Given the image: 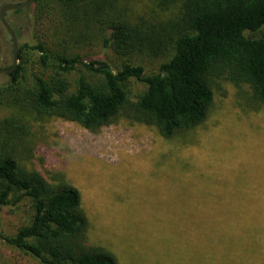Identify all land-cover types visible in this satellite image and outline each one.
Listing matches in <instances>:
<instances>
[{"label": "trees", "instance_id": "obj_1", "mask_svg": "<svg viewBox=\"0 0 264 264\" xmlns=\"http://www.w3.org/2000/svg\"><path fill=\"white\" fill-rule=\"evenodd\" d=\"M48 2L63 10L84 41L91 31L104 34L103 46L123 62L114 68L104 59L55 53L40 39L19 44L20 62L0 87V209L23 211L25 219L0 238L39 264H121L112 245L93 240L81 191L64 177L51 183L29 167L32 124L60 118L100 134L127 120L155 128L165 140L192 143L221 82L239 90L249 113L264 109V0H148L142 12L133 11L129 0L32 5ZM31 54L37 55L38 72L28 69ZM133 57L164 61L147 71ZM133 83L144 89L132 93ZM173 163L167 164L178 160ZM227 182L195 190V208L176 224L183 233L165 244L179 259L195 248V264H264V189L252 185L238 195L242 183L225 191ZM122 227L120 238L132 250L141 235L127 223ZM164 228L165 220L154 221L146 234L151 238Z\"/></svg>", "mask_w": 264, "mask_h": 264}, {"label": "rangeland", "instance_id": "obj_2", "mask_svg": "<svg viewBox=\"0 0 264 264\" xmlns=\"http://www.w3.org/2000/svg\"><path fill=\"white\" fill-rule=\"evenodd\" d=\"M22 1L0 0V6ZM147 3L148 0H129L135 12H142ZM65 18L63 10L53 2L6 14L7 21L18 32L19 44L40 39L52 52L100 58L114 68L120 67L123 59L103 46L104 34L91 31L84 41L78 28L69 25ZM29 57L34 61L29 64V71L38 72L37 55ZM132 60L147 71L157 69L164 61L144 57ZM12 62L11 38L0 21V67L11 66ZM7 82L6 75L0 74V87ZM131 89L132 93L141 92L144 86L133 83ZM243 105L239 90L231 83L221 82L215 89L208 119L195 131L196 141L192 143L165 140L155 128L127 120L104 128L100 134L60 118L34 121L32 157L27 163L51 183L55 177H64L81 191L94 226L93 240L112 245L121 264H195V248L189 253L183 250L185 259H179L177 250L165 247L173 245L183 233L177 223L191 213V206L195 208V190H203L205 185L216 187L225 178V191L234 190L235 182L242 183L244 188L238 195L254 189L252 185L264 189V179L257 180L264 177V109L249 113ZM174 160H178V165L171 166ZM195 172L205 177L195 180ZM202 200L199 197V202ZM24 219L23 211L11 213L10 207L1 208L0 235L14 233ZM163 220L164 231L153 232L148 238L146 230L151 223L163 224ZM125 223L134 235H141L132 250L120 238L121 234L125 238ZM0 264L39 262L0 238Z\"/></svg>", "mask_w": 264, "mask_h": 264}, {"label": "water", "instance_id": "obj_3", "mask_svg": "<svg viewBox=\"0 0 264 264\" xmlns=\"http://www.w3.org/2000/svg\"><path fill=\"white\" fill-rule=\"evenodd\" d=\"M35 0H27L23 3H6L0 7V21L4 26L5 30L9 34L13 46V62L10 68H1L0 74H7L15 70L19 61V41L17 38L16 31L10 25V23L6 19V14L11 11H18L21 9H25L33 4Z\"/></svg>", "mask_w": 264, "mask_h": 264}, {"label": "flooded vegetation", "instance_id": "obj_4", "mask_svg": "<svg viewBox=\"0 0 264 264\" xmlns=\"http://www.w3.org/2000/svg\"><path fill=\"white\" fill-rule=\"evenodd\" d=\"M25 1H27V0H23L21 3L25 2ZM4 4H6V3H4ZM4 4H3V5H4ZM3 5H2V6H3ZM0 7H1V6H0Z\"/></svg>", "mask_w": 264, "mask_h": 264}]
</instances>
